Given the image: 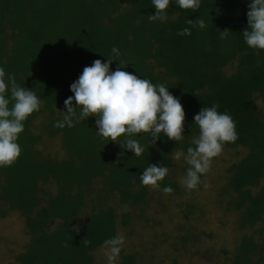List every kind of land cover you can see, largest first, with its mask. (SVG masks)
I'll return each instance as SVG.
<instances>
[{
	"label": "trees",
	"instance_id": "obj_1",
	"mask_svg": "<svg viewBox=\"0 0 264 264\" xmlns=\"http://www.w3.org/2000/svg\"><path fill=\"white\" fill-rule=\"evenodd\" d=\"M249 3L200 0L193 11L181 10L173 0L161 22L148 19L156 11L151 0H0L4 79L14 77L42 101L23 122L20 156L12 166L0 167V218L18 213L28 236L23 250L0 264H99L96 252L121 240L128 228V249L116 244L113 264H177L159 239L164 227L172 228L169 239L176 244L196 243L200 235L213 240L212 233L190 231L201 212L193 195L207 172L189 191L181 178L190 166L175 155L194 147L199 134L194 116L214 104L231 115L238 134L223 145L236 150V159L212 179L218 212L224 220L233 216V238L220 251L225 264H264V50L249 48L243 39ZM198 20L206 27L196 25ZM184 28L191 35H177ZM225 29L230 33L221 39ZM108 58L110 71L119 62L127 65L122 71L168 87L185 112L182 140L161 133L152 144L148 134L135 135L144 148L137 157L118 144L124 136L117 143L98 136L94 116L74 119L73 127L55 126L63 121L64 101L73 96L70 85L93 61ZM5 96L10 99V87ZM49 138L56 141L50 153ZM148 165L168 168L159 188L141 184ZM165 187L173 191L165 193ZM180 195L185 201L175 207ZM172 211L184 221L174 223ZM148 232L153 248L143 245Z\"/></svg>",
	"mask_w": 264,
	"mask_h": 264
},
{
	"label": "clouds",
	"instance_id": "obj_2",
	"mask_svg": "<svg viewBox=\"0 0 264 264\" xmlns=\"http://www.w3.org/2000/svg\"><path fill=\"white\" fill-rule=\"evenodd\" d=\"M151 3L156 11L154 15L148 16L149 21H165L166 10L173 0H151ZM174 3L181 10L198 11L200 7V0H174ZM248 8V28L242 32L243 39L249 48L264 50V0H251ZM188 24L192 25L193 21L188 20ZM196 25L201 29L206 27L203 20H198ZM229 33L227 29L220 31V38H226ZM177 35H191V32L189 28H184ZM111 51L117 57L120 55L116 47ZM112 62L113 59L110 58L106 62L97 59L91 66L83 69L79 78L70 85L73 96L64 101L66 111H62L65 113L63 121L55 126L73 127L74 119L82 122L89 116H94L98 136L107 143H117L118 138L124 136V143L118 144L137 157L141 156L144 148L138 140L132 138L135 135L148 134L152 144H155L161 133L169 140H182L185 112L179 100L168 91V87L164 84L155 85L147 79L122 71L121 68L127 65L119 62L116 70L110 71ZM4 77V68L0 67V167H10L21 153L17 140L24 131L23 122L33 112L39 111L42 101L33 90L17 85L14 77L9 76L7 82ZM9 87L10 99L5 96ZM73 101L75 106H72ZM218 107V104H214L201 108L194 116V124L199 128L198 136L192 141L194 147H189L186 155L181 152L175 155V159L184 156L190 166L183 180L189 191L200 183V175L209 170L212 159L223 151V145L234 143L238 139L233 118L226 112H218ZM167 173V167L148 165L140 175L141 184L153 189L159 188L158 182ZM163 191L171 193L173 189L165 187ZM121 240H114L112 243L118 244ZM109 259L113 257L110 256Z\"/></svg>",
	"mask_w": 264,
	"mask_h": 264
},
{
	"label": "rangeland",
	"instance_id": "obj_3",
	"mask_svg": "<svg viewBox=\"0 0 264 264\" xmlns=\"http://www.w3.org/2000/svg\"><path fill=\"white\" fill-rule=\"evenodd\" d=\"M55 142L56 141L52 138L47 140L48 153L53 151ZM235 152L236 150L234 149L223 150L218 156L212 159L210 168L206 174L205 184L199 190H196L193 195L195 204L201 209V212L196 214L194 219H192L193 224H191L190 231L193 233H199L201 231L212 233L213 240H209L206 236L200 235L199 241L196 243H193L192 240L182 242L180 239L176 244L169 239L172 232L171 227H168L167 229L164 227L162 233L159 234V239L163 240L164 249L171 254L172 259L177 260V264H225L220 249L222 246L225 247V245L230 244L233 238V228L230 224L233 216L229 214V217L224 220L222 213L218 212L215 206L217 200V189L215 188L217 185L212 183V179L218 176V169H226L231 161L236 159ZM183 180L184 179L181 178L182 184ZM185 198L186 197L182 195L175 197L174 206L181 201L184 202ZM171 215L174 223L184 221L179 213L172 211ZM159 218L158 221H162L165 217L161 219ZM23 220L24 218L18 213H10L6 218H0V262H11L10 258L23 250L25 246L24 244L28 239V236L24 232ZM129 229L130 228L124 229L121 232V235L123 236L121 238L124 239L121 241L120 248L124 250L128 249L129 240L126 239V235L129 234ZM151 233L152 232L146 233L144 237L146 241L143 245H148L153 248V245L149 244L154 237H152ZM154 241L156 240L154 239L153 242ZM137 245H139L138 242ZM113 249H118L117 245L114 243L103 246L96 252V258L99 264H113V259H109L110 256L113 257L116 253Z\"/></svg>",
	"mask_w": 264,
	"mask_h": 264
}]
</instances>
